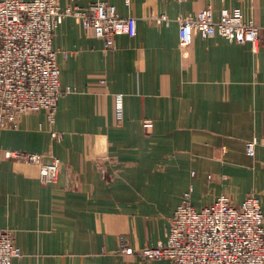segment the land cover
Listing matches in <instances>:
<instances>
[{
  "label": "crops",
  "instance_id": "1",
  "mask_svg": "<svg viewBox=\"0 0 264 264\" xmlns=\"http://www.w3.org/2000/svg\"><path fill=\"white\" fill-rule=\"evenodd\" d=\"M58 2L108 3L135 18L136 36H117L105 50L92 29L65 18L52 41L61 88L71 90L51 128L61 139L39 113L0 130V226L14 231L21 254L12 264H171L116 250L121 236L134 250L165 244L188 191L195 209L255 194L264 215V0H211L214 20L239 9L260 28L255 51L218 35L178 46L177 17L196 18L207 0ZM162 14L168 23L158 25ZM5 150L58 160L55 181L42 184L38 167L7 160Z\"/></svg>",
  "mask_w": 264,
  "mask_h": 264
},
{
  "label": "built area",
  "instance_id": "2",
  "mask_svg": "<svg viewBox=\"0 0 264 264\" xmlns=\"http://www.w3.org/2000/svg\"><path fill=\"white\" fill-rule=\"evenodd\" d=\"M133 0H124L129 6ZM166 1V0H164ZM183 3L188 0H174ZM196 18L180 15V48L190 46L194 34L210 38L220 36L228 43L250 45L256 50L260 28L245 19L239 9L222 10L213 19L211 0ZM72 17L84 30H93L113 50L117 36H136L135 18L120 17L114 6L92 3L86 7L62 9L58 0H0V128H17L20 117L40 110L54 122L61 90L60 68L52 48L53 36L67 18ZM156 24H167L164 14L154 18ZM264 28V27H263ZM118 104L121 97L118 96ZM257 141L245 142L246 154L255 156ZM8 155L39 165L42 184H51L58 175L60 162L40 164L34 154L7 151ZM119 252L171 264H264V215L259 196L250 194L239 204L226 195L200 208L191 204V191L184 194L172 219L170 236L165 245L132 250L120 240ZM13 230L0 226V264H10L19 257Z\"/></svg>",
  "mask_w": 264,
  "mask_h": 264
},
{
  "label": "rangeland",
  "instance_id": "3",
  "mask_svg": "<svg viewBox=\"0 0 264 264\" xmlns=\"http://www.w3.org/2000/svg\"><path fill=\"white\" fill-rule=\"evenodd\" d=\"M212 14H213V12H212ZM220 14H221V12H220ZM220 17V16H219ZM57 64H58V62H57ZM61 85V84H60ZM61 90L63 91V92H66V88H61ZM67 94H70V93H62V95L60 96V97H62L63 95H67ZM60 97L58 98V99H60ZM58 102H59V100H58ZM117 103H119L118 102V100H117ZM118 106H119V104H118ZM57 107H58V104H57ZM56 111H57V109H56ZM56 111H55V113H54V120H55V114H56ZM43 114L44 115V117H45V120H46V122H47V124H48V126H49V133H50V136L53 138V139H56V140H59V139H61V137H62V135L61 134H59V133H57V132H54V131H52V126H53V124H54V122H50V119H48V117H47V114H46V112H44V110H40V111H38L37 113H29V114H25V115H22L21 117H20V119L21 118H23V117H25V116H28V115H32V114ZM19 125H20V120H19V122H18V124L16 125L17 126V128L19 127ZM143 127L144 128H151L152 127V123L150 122V121H145V122H143ZM14 129H16V128H0V130H14ZM7 151L5 150L4 151V158H6L7 160H12V161H14V162H21V163H25V164H31V165H35L36 167H38V171H39V165H37V164H34V163H31V162H28V161H25V160H22L23 159V157H21L20 158V156L19 157H17L16 156V154H15V157H12V155H8L9 157H7V153H6ZM15 152H18V151H15ZM18 153H20V154H22V153H25V152H18ZM27 154H31V153H27ZM34 155H37L39 158H40V164L42 165V164H44L43 163V160H42V156L41 155H38V154H34ZM54 160H56V159H54ZM52 163V162H51ZM50 163V164H51ZM44 165H49V164H44ZM60 167H59V169L58 170H60V168H61V163H60V165H59ZM59 172V171H58ZM101 173H102V176H103V178L105 179L106 178V180H109L110 179V174H108V170H106L105 168H102L101 169ZM40 180V179H39ZM41 182V181H40ZM219 197V196H218ZM216 198V197H215ZM213 200V199H212ZM211 200V201H212ZM182 201V200H181ZM210 201V202H211ZM209 202V203H210ZM208 203V204H209ZM181 204V203H180ZM179 204V205H180ZM241 204V203H240ZM178 205V206H179ZM205 205H207V204H205ZM205 205H203V206H205ZM239 205V204H238ZM203 206H201L200 208H202ZM178 208V207H177ZM176 208V209H177ZM199 208V209H200ZM195 209V208H194ZM199 209H196V210H199ZM262 210V209H261ZM176 211V210H175ZM175 211L173 212V214H172V216H171V218L169 219V226H168V237H167V239L169 238V236H170V228H171V219H172V217H173V215H174V213H175ZM122 238H124L127 242H128V239L125 237V236H121L120 238H119V244H118V248H117V250H116V254L118 255V256H132V255H127L126 253H122V252H119L118 250H119V248H120V240L122 239ZM166 243H167V241H166ZM165 243V244H166ZM165 244H161V243H159V244H157V245H165ZM128 245L130 246V244H129V242H128ZM157 245H155V246H157ZM155 246H145V247H155ZM145 247H143V248H145ZM18 248V247H17ZM143 248H140L139 250H141V249H143ZM130 249H132V250H134L131 246H130ZM19 252H20V250H19ZM20 256H21V254H20ZM20 256L19 257H14V258H12L11 259V262H10V264H12V261L13 260H15V259H18V258H20ZM137 256V255H136ZM139 257V256H138ZM141 259H143V260H145V261H163V260H149V259H145V258H142V257H140Z\"/></svg>",
  "mask_w": 264,
  "mask_h": 264
}]
</instances>
